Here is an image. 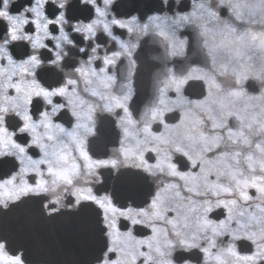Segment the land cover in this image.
<instances>
[{
	"label": "clouds",
	"instance_id": "clouds-1",
	"mask_svg": "<svg viewBox=\"0 0 264 264\" xmlns=\"http://www.w3.org/2000/svg\"><path fill=\"white\" fill-rule=\"evenodd\" d=\"M85 212L57 264H264V0H0V264Z\"/></svg>",
	"mask_w": 264,
	"mask_h": 264
},
{
	"label": "flooded vegetation",
	"instance_id": "flooded-vegetation-1",
	"mask_svg": "<svg viewBox=\"0 0 264 264\" xmlns=\"http://www.w3.org/2000/svg\"><path fill=\"white\" fill-rule=\"evenodd\" d=\"M77 14H80L77 12ZM190 92L199 94L200 87L191 85ZM18 221V222H17ZM13 221L10 225H18L22 230V243L32 244L36 250L37 258L41 264H57L61 259H67L74 251H79V240L83 235H87L93 224V216L91 213H82L77 219H73L67 226L58 223L50 225L47 222L36 218H21ZM58 229V230H57ZM75 234H79L76 235ZM59 237L64 243L63 252L56 247L55 240Z\"/></svg>",
	"mask_w": 264,
	"mask_h": 264
},
{
	"label": "water",
	"instance_id": "water-1",
	"mask_svg": "<svg viewBox=\"0 0 264 264\" xmlns=\"http://www.w3.org/2000/svg\"><path fill=\"white\" fill-rule=\"evenodd\" d=\"M17 221V220H16ZM18 222V221H17ZM10 227H12V228H15L16 226H18V225H9ZM76 235H79V234H75V236Z\"/></svg>",
	"mask_w": 264,
	"mask_h": 264
}]
</instances>
